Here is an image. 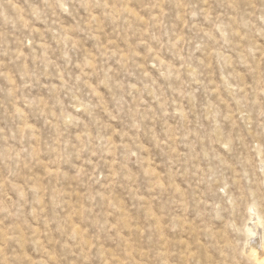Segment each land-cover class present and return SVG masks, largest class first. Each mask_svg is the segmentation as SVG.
Masks as SVG:
<instances>
[{
  "label": "rangeland",
  "instance_id": "1",
  "mask_svg": "<svg viewBox=\"0 0 264 264\" xmlns=\"http://www.w3.org/2000/svg\"><path fill=\"white\" fill-rule=\"evenodd\" d=\"M262 252L264 0H0V264Z\"/></svg>",
  "mask_w": 264,
  "mask_h": 264
},
{
  "label": "bare ground",
  "instance_id": "2",
  "mask_svg": "<svg viewBox=\"0 0 264 264\" xmlns=\"http://www.w3.org/2000/svg\"><path fill=\"white\" fill-rule=\"evenodd\" d=\"M257 249V248H256ZM257 254V253H256ZM259 257L263 258L264 257V253L262 252L261 254H258Z\"/></svg>",
  "mask_w": 264,
  "mask_h": 264
}]
</instances>
